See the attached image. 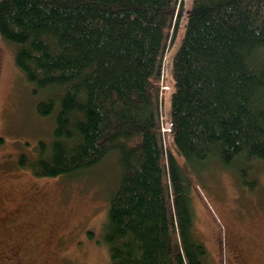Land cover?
<instances>
[{
	"label": "trees",
	"instance_id": "1",
	"mask_svg": "<svg viewBox=\"0 0 264 264\" xmlns=\"http://www.w3.org/2000/svg\"><path fill=\"white\" fill-rule=\"evenodd\" d=\"M183 6L0 0V38L42 96L37 115L54 119L51 139L38 141L33 157L20 154L17 166L37 177H72L117 155L101 234L107 264H205L174 148L184 164L216 158L236 168L249 188L252 162L264 161V0L191 1L166 119L163 61Z\"/></svg>",
	"mask_w": 264,
	"mask_h": 264
},
{
	"label": "rangeland",
	"instance_id": "2",
	"mask_svg": "<svg viewBox=\"0 0 264 264\" xmlns=\"http://www.w3.org/2000/svg\"><path fill=\"white\" fill-rule=\"evenodd\" d=\"M191 1L183 0L164 55L161 108L166 119L174 86L172 60ZM41 98L15 66L14 48L0 38V264H107L101 234L118 183L117 155L110 153L92 170L72 177H37L18 167L20 154L33 157L37 142L51 139L54 119L35 111ZM169 127L166 120L162 131L173 149ZM173 151L188 178L193 235L206 248L205 264H264V161L252 162L248 182L254 187L249 188L236 168L216 158L184 164Z\"/></svg>",
	"mask_w": 264,
	"mask_h": 264
},
{
	"label": "bare ground",
	"instance_id": "3",
	"mask_svg": "<svg viewBox=\"0 0 264 264\" xmlns=\"http://www.w3.org/2000/svg\"><path fill=\"white\" fill-rule=\"evenodd\" d=\"M171 141V140H170Z\"/></svg>",
	"mask_w": 264,
	"mask_h": 264
}]
</instances>
